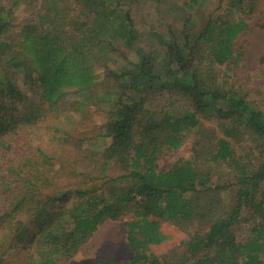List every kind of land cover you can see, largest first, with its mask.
<instances>
[{
	"label": "trees",
	"instance_id": "16d2710c",
	"mask_svg": "<svg viewBox=\"0 0 264 264\" xmlns=\"http://www.w3.org/2000/svg\"><path fill=\"white\" fill-rule=\"evenodd\" d=\"M134 1L71 0L69 30L54 23L46 11L37 16L39 24L23 25L10 44L3 37L12 28L20 2L0 0V264H70L102 223L122 220L126 212L132 217L124 223L132 255L125 264H264V160L237 184L222 187L209 186L207 174L196 165L203 153L213 163H236L227 137L237 128L261 138L258 149L264 152V113L219 84L213 69L204 72L198 64L233 63L238 55L234 42L247 24L210 19L201 32L186 34L183 43L165 44L161 67L142 54L127 73L129 80H123L113 94H88L96 84L95 66L115 49L114 43L128 50L136 43L130 13ZM187 1L191 6L206 4V0ZM35 90L46 105L37 108L44 114H51L67 95L78 97L72 102L74 109L100 101L108 104L103 137L108 143L100 154L84 159L89 163L94 159L99 171L86 174L94 176L87 186L56 192L51 178L58 174L57 152L32 146L28 136L18 132L30 123L19 105ZM126 91L133 96H125ZM148 96L165 101L151 110ZM203 119L226 123V134L203 133ZM57 131L62 132L51 123L46 130L49 142H60ZM193 131L199 134L195 162L177 161L169 170L159 171V156L178 150ZM111 162L119 170L115 176L108 174ZM97 173L104 176L102 180L95 177ZM220 192L230 193L228 204ZM246 209L256 224L241 240L234 229ZM162 221H194L208 229L187 240L184 256L165 260L149 253L150 246L164 240Z\"/></svg>",
	"mask_w": 264,
	"mask_h": 264
},
{
	"label": "rangeland",
	"instance_id": "374dc122",
	"mask_svg": "<svg viewBox=\"0 0 264 264\" xmlns=\"http://www.w3.org/2000/svg\"><path fill=\"white\" fill-rule=\"evenodd\" d=\"M18 1L20 5L13 12L12 28L3 37L7 43L12 44L18 38L23 25L39 24L37 16L46 15V11L53 15L54 23L69 30L70 21L67 18L69 15L72 16L74 8L71 0ZM56 12L58 15H55ZM130 13L137 31L133 49L128 50L122 43L115 42V49L108 52L103 63L95 66L96 84L88 94H113L123 80H129L127 73L137 65L142 54L153 58L156 67H161L160 63L165 59L166 48L163 47L165 44L183 43L186 34L201 32L210 19L220 23L243 20L247 24V29L234 42L238 55L233 63L222 66L210 63L207 66L206 62L198 64L200 70L204 72L213 69L218 76L219 84L264 113V0H228V3H221V0H206L204 6H191L187 0H135ZM15 78L21 88L20 74H16ZM36 93L37 90L29 92L28 99L19 105L22 112L29 116L30 123L22 125L18 132L28 136L32 146L57 152L54 171L58 174L51 178L56 192L87 186L94 176L87 177L86 174L99 171L97 162H95L97 166H94V159L92 163L84 159H89L93 154H100L101 149L108 143L103 138L108 121V104L106 101H100L97 105L87 104L84 109H74L72 102L78 100V97L67 95L55 109H51V114H44V110L37 108L46 105L40 103ZM125 96H133V92L126 91ZM163 100L165 101L164 98ZM163 100L154 101L153 96H148L146 103L153 110L162 106ZM183 104H187V101H183ZM174 105H176L174 108H178L179 103ZM188 108L191 109L189 106ZM51 123L62 131L55 132L60 142L48 141L46 130ZM201 128L203 133L211 132L219 137L224 136L228 130L226 123L218 124L204 119L201 120ZM52 133L54 131L50 132ZM231 136L227 137V140L234 150L236 163L221 161L213 163L205 153L201 161L196 162V165L207 174L208 185L211 187H222L224 183L237 184V180L243 174L246 175V171L253 172L257 164L264 160V152L258 149V145L263 144L261 138L254 139L243 128H237ZM197 138L199 134L193 131L188 134L178 150L163 152L157 160V169L167 171L177 161L194 163ZM108 174L112 176L119 174V170L112 162L109 164ZM95 177L100 181L104 176L97 173ZM229 196V192L219 193L225 204H228ZM250 213L252 212L248 209L244 210L240 225L234 229V234L241 240L249 234L252 224H256L255 216L254 221L249 219ZM131 219V213L126 212L122 220H107L102 223L90 240L71 259L70 264H101L104 260L125 264L132 254L126 242L124 223ZM207 229L208 227H200L194 221L181 224L162 221L161 232L164 240L158 245L150 246L149 253L165 260L171 257L181 258L184 256L187 240Z\"/></svg>",
	"mask_w": 264,
	"mask_h": 264
}]
</instances>
